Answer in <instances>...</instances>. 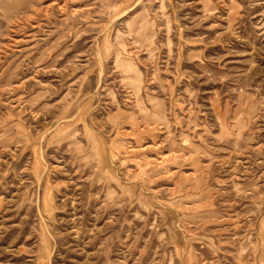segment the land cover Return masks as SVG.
I'll return each mask as SVG.
<instances>
[{
	"label": "rangeland",
	"instance_id": "obj_1",
	"mask_svg": "<svg viewBox=\"0 0 264 264\" xmlns=\"http://www.w3.org/2000/svg\"><path fill=\"white\" fill-rule=\"evenodd\" d=\"M0 264H264V0H0Z\"/></svg>",
	"mask_w": 264,
	"mask_h": 264
}]
</instances>
